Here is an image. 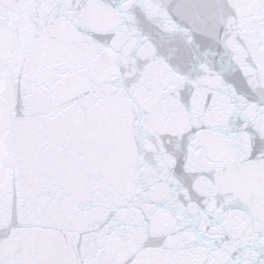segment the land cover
<instances>
[{
  "label": "snow or ice",
  "instance_id": "6c2138e0",
  "mask_svg": "<svg viewBox=\"0 0 264 264\" xmlns=\"http://www.w3.org/2000/svg\"><path fill=\"white\" fill-rule=\"evenodd\" d=\"M0 264H264V0H0Z\"/></svg>",
  "mask_w": 264,
  "mask_h": 264
}]
</instances>
